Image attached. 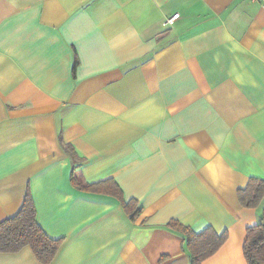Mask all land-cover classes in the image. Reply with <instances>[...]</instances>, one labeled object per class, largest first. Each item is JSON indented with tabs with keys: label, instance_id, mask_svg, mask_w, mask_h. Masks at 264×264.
Returning <instances> with one entry per match:
<instances>
[{
	"label": "crops",
	"instance_id": "crops-1",
	"mask_svg": "<svg viewBox=\"0 0 264 264\" xmlns=\"http://www.w3.org/2000/svg\"><path fill=\"white\" fill-rule=\"evenodd\" d=\"M74 168L115 180L139 211L80 189ZM252 177L264 179V0H0V223L30 191L62 239L51 264H191L172 219L227 231L203 264H249L264 200L245 207L238 192ZM0 264L43 263L26 246Z\"/></svg>",
	"mask_w": 264,
	"mask_h": 264
},
{
	"label": "trees",
	"instance_id": "trees-1",
	"mask_svg": "<svg viewBox=\"0 0 264 264\" xmlns=\"http://www.w3.org/2000/svg\"><path fill=\"white\" fill-rule=\"evenodd\" d=\"M77 64L78 61L75 66ZM64 148L76 164L80 158L73 146L65 144ZM75 170L76 168L73 169L71 180L80 189L118 195L129 213H134L135 216L139 211H134L137 204L134 199L125 203L122 190L115 180L108 179L86 184L79 180ZM238 194L243 206L259 207L264 200V179L250 178L247 186L240 189ZM168 226L184 236L183 247L190 255L191 264H203L221 248L228 237L227 231L219 234L213 227L196 232L192 227L176 219H172ZM61 243L62 239L50 237L39 224L37 209L30 191L21 210L0 223V252H17L30 246L39 261L43 264H51L57 256ZM243 250L249 264H264V208L258 224L248 228Z\"/></svg>",
	"mask_w": 264,
	"mask_h": 264
},
{
	"label": "built area",
	"instance_id": "built-area-1",
	"mask_svg": "<svg viewBox=\"0 0 264 264\" xmlns=\"http://www.w3.org/2000/svg\"><path fill=\"white\" fill-rule=\"evenodd\" d=\"M256 1H260V0H256ZM177 18V14L173 15L172 17L167 19V23L168 24H173L174 20Z\"/></svg>",
	"mask_w": 264,
	"mask_h": 264
}]
</instances>
